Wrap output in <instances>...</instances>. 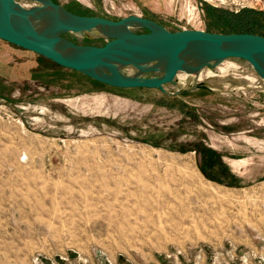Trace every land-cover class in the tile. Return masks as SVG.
I'll list each match as a JSON object with an SVG mask.
<instances>
[{
  "label": "rangeland",
  "instance_id": "rangeland-1",
  "mask_svg": "<svg viewBox=\"0 0 264 264\" xmlns=\"http://www.w3.org/2000/svg\"><path fill=\"white\" fill-rule=\"evenodd\" d=\"M52 1L170 31L205 30L204 4L264 12V0ZM164 88L111 86L0 39V264H264V80L228 57Z\"/></svg>",
  "mask_w": 264,
  "mask_h": 264
},
{
  "label": "water",
  "instance_id": "water-1",
  "mask_svg": "<svg viewBox=\"0 0 264 264\" xmlns=\"http://www.w3.org/2000/svg\"><path fill=\"white\" fill-rule=\"evenodd\" d=\"M24 7L16 0H0V39L37 53L52 62L115 87H154L165 91L177 72L197 74L203 67L228 57L250 63L264 80V36L220 33L199 29L170 31L138 15L110 19L74 13L52 0H34ZM139 26L145 32H134ZM94 31L106 38L101 45L77 44L68 32ZM132 66L130 74L124 68ZM158 72L155 76H145ZM199 87L206 86L203 83Z\"/></svg>",
  "mask_w": 264,
  "mask_h": 264
},
{
  "label": "trees",
  "instance_id": "trees-1",
  "mask_svg": "<svg viewBox=\"0 0 264 264\" xmlns=\"http://www.w3.org/2000/svg\"><path fill=\"white\" fill-rule=\"evenodd\" d=\"M209 19L205 30L220 33H254L264 36V12L242 8L230 11L204 4ZM66 7V6H65ZM66 9L78 13L70 7Z\"/></svg>",
  "mask_w": 264,
  "mask_h": 264
},
{
  "label": "bare ground",
  "instance_id": "bare-ground-1",
  "mask_svg": "<svg viewBox=\"0 0 264 264\" xmlns=\"http://www.w3.org/2000/svg\"><path fill=\"white\" fill-rule=\"evenodd\" d=\"M88 33H90L92 36H96L97 34L94 32V31H92V32H88ZM130 67H132V66H130ZM133 68V67H132ZM184 75V74H183ZM176 77H178V76H176Z\"/></svg>",
  "mask_w": 264,
  "mask_h": 264
}]
</instances>
